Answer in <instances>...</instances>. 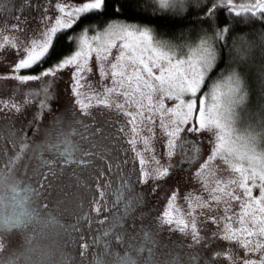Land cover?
Returning <instances> with one entry per match:
<instances>
[{"label":"snow or ice","instance_id":"obj_1","mask_svg":"<svg viewBox=\"0 0 264 264\" xmlns=\"http://www.w3.org/2000/svg\"><path fill=\"white\" fill-rule=\"evenodd\" d=\"M220 258L264 264V0H0V264Z\"/></svg>","mask_w":264,"mask_h":264},{"label":"rangeland","instance_id":"obj_2","mask_svg":"<svg viewBox=\"0 0 264 264\" xmlns=\"http://www.w3.org/2000/svg\"><path fill=\"white\" fill-rule=\"evenodd\" d=\"M93 67H95L93 62ZM90 78H98L97 76H90ZM70 85V72L65 71L61 74V76L57 79V88L60 92L61 98L64 99L67 96V93L65 89H67ZM202 137L204 140V149L207 150L208 148V142L210 139L209 132L205 131L202 133ZM162 137L157 138L154 141L155 150L157 153H162L163 147H162ZM162 163L165 161H161ZM152 165H149L151 167ZM210 167L214 172H216V178H222L226 177L228 175V170L226 169V166L223 161L216 160L213 162H210ZM169 187H178L180 196L183 197L184 193L190 189L195 188L196 185L193 183L192 179V173L185 170H173L172 174L169 175L161 185V188L158 191V194L156 197L153 198V203L156 202V200H160L163 202L164 200V192ZM183 205L184 201L181 199L178 201ZM226 242L220 241L218 243V247L220 244H225ZM216 264H228V261L225 258L216 259Z\"/></svg>","mask_w":264,"mask_h":264},{"label":"trees","instance_id":"obj_3","mask_svg":"<svg viewBox=\"0 0 264 264\" xmlns=\"http://www.w3.org/2000/svg\"><path fill=\"white\" fill-rule=\"evenodd\" d=\"M237 2L239 3V2H241V0H237ZM157 15H160V13H157ZM168 15H172V13H168ZM176 15L178 16V15H181V14H180V13H177ZM193 15H194V14H193ZM187 27H188V25L177 24L176 27H175L174 29H172L171 32H168L167 34H168L169 36H172V35H178V34H179V29H181V28H187ZM237 32L243 34V35L246 36L248 39H251V38H252L251 36H249V35L247 34L246 30L243 29V28H238V29H237Z\"/></svg>","mask_w":264,"mask_h":264}]
</instances>
